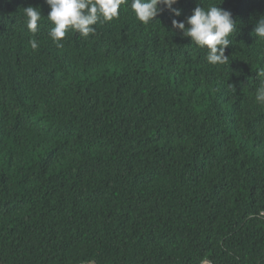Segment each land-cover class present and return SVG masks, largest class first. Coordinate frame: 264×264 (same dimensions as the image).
Masks as SVG:
<instances>
[{
  "label": "trees",
  "instance_id": "1",
  "mask_svg": "<svg viewBox=\"0 0 264 264\" xmlns=\"http://www.w3.org/2000/svg\"><path fill=\"white\" fill-rule=\"evenodd\" d=\"M131 2L57 47L45 0H0V264H264V0ZM210 4L217 65L172 28Z\"/></svg>",
  "mask_w": 264,
  "mask_h": 264
},
{
  "label": "clouds",
  "instance_id": "2",
  "mask_svg": "<svg viewBox=\"0 0 264 264\" xmlns=\"http://www.w3.org/2000/svg\"><path fill=\"white\" fill-rule=\"evenodd\" d=\"M124 2L125 0H45L50 9L47 19L52 25L49 36L57 47L63 46L61 41L68 31L87 37L95 32L93 26L98 22H110L117 18ZM178 2L179 0H132L131 9L135 18L147 25L164 10L179 17L181 11L173 7ZM219 4H210L207 8L198 5L186 20H172L173 29L179 30L183 37L189 38L199 48L206 49V60L211 65L223 64L228 60L225 50L232 43L230 36L237 26L232 13L219 7ZM24 15L28 30L36 33L42 16L39 8L26 7ZM252 34L257 42H264V15L255 22ZM30 43L33 49L38 47L35 40ZM256 101L264 105V80L256 90Z\"/></svg>",
  "mask_w": 264,
  "mask_h": 264
},
{
  "label": "built area",
  "instance_id": "3",
  "mask_svg": "<svg viewBox=\"0 0 264 264\" xmlns=\"http://www.w3.org/2000/svg\"><path fill=\"white\" fill-rule=\"evenodd\" d=\"M263 216H264V212H263Z\"/></svg>",
  "mask_w": 264,
  "mask_h": 264
}]
</instances>
